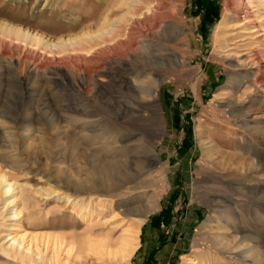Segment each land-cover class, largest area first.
Segmentation results:
<instances>
[{
	"label": "rangeland",
	"instance_id": "obj_1",
	"mask_svg": "<svg viewBox=\"0 0 264 264\" xmlns=\"http://www.w3.org/2000/svg\"><path fill=\"white\" fill-rule=\"evenodd\" d=\"M248 1L172 2L176 39L140 28L137 47L89 57L64 41L91 49L115 27L128 33L135 0H0V170L32 213L9 221L0 194V264H79L84 238L96 244L84 264H264V198L250 192L264 189V0ZM165 51L171 73L138 71ZM131 84L156 92L138 94L140 117ZM9 233L40 262L6 255Z\"/></svg>",
	"mask_w": 264,
	"mask_h": 264
},
{
	"label": "bare ground",
	"instance_id": "obj_2",
	"mask_svg": "<svg viewBox=\"0 0 264 264\" xmlns=\"http://www.w3.org/2000/svg\"><path fill=\"white\" fill-rule=\"evenodd\" d=\"M161 1V2H160ZM178 1H180V7L182 8V10L185 8V0H177V2L175 0H135L136 3H134V11L132 12L133 14H131L130 19L128 20L126 27V30H130L128 33L120 35L119 31L117 30L118 27H115V29H113L112 31H109L107 36H104L102 38V44L97 45V46H91V49H85L82 48L80 42H78L77 40H72V39H68L64 41L65 45H71V47L73 49L68 50L67 54L68 55H89V57H91V55H93L98 49L101 50V48H105L106 50L110 49V50H114L117 51L119 48H123L125 45L130 46L131 48H135L137 46L136 42L138 40H140L141 37H144L145 34L144 32H141L139 29L140 28H145L148 29L147 33L148 34H154L156 32H160L162 29H170V30H174L172 32V34H168L166 33L165 35H163L161 41H163L164 43H168L172 40V38H177V33H178V29H181V16L180 13L177 12V9L171 8L169 7V5L173 2V4H177ZM264 2V1H263ZM245 4H247L248 9L251 6V3H249L248 0H245ZM144 6V8H143ZM143 8V9H142ZM248 12V11H247ZM246 12L247 15H249ZM227 13V11L225 12ZM126 16V15H125ZM125 18V17H123ZM174 20L176 21L175 24H173L172 26H168V24L166 23L167 20ZM120 21V20H119ZM118 22V21H117ZM245 23H243L242 25H244ZM239 25V26H242ZM133 30H138V32L136 33L137 36L134 37V33ZM259 29L255 28L254 30L250 31L251 34H254L256 32H258ZM133 33V35H132ZM30 34V33H28ZM128 34V35H127ZM132 35V36H131ZM33 36V35H32ZM35 37L37 40H41L40 38ZM79 40V39H78ZM83 39L80 38V41H82ZM126 41V42H125ZM154 43V42H153ZM162 43V42H160ZM99 46V47H98ZM147 46L150 47V49H156L157 45H149L147 44ZM128 48V47H127ZM130 49V48H129ZM58 50V49H57ZM167 52L165 51L164 54H161L159 52L156 53H150V56H152V65L150 66H145L143 64H140V66L137 67L138 71H153L154 73H171L172 72V67L169 65L168 61H167V56L168 54H166ZM144 63V62H142ZM258 62H255L253 64V67L257 64ZM46 69H48L50 67V65H45ZM164 80H161V83H163ZM150 85H145V86H138V85H130L128 88H126V92L129 95L130 98H132L134 105L133 106H129L128 112H131L132 114H134L135 116L140 117V108H141V102L138 100L139 99V95L140 93H144L146 95H148V98L151 99L152 101L155 99L156 97V92L154 90H152L150 88ZM140 87V88H138ZM139 142V141H138ZM136 140L134 141H130L128 142V145L130 146V152L129 154H131L133 160H135L136 162L140 161L141 165L143 166L144 163H146V161L144 159H140L142 158V156L144 155L143 153L145 151H147V149L143 146H136ZM127 144V143H126ZM127 146V145H126ZM135 146V148H131ZM143 154V155H142ZM260 155H256V157H259ZM140 159V160H138ZM139 163V162H138ZM140 164V163H139ZM106 165V164H105ZM260 166H264V162L260 161L259 162ZM1 169V168H0ZM109 169V167H107L106 169L103 170V172L107 171ZM110 171V170H109ZM103 175H106V173H103ZM113 177H109L106 178L105 177V181L109 182L112 180ZM124 182V181H123ZM123 188V187H122ZM17 189H14V185H12L9 181H7L6 176L1 172L0 170V194L4 197H8L5 200V208L9 209L8 211V217H9V221L11 222H15L16 219L20 220L22 218V216L24 215V213H27L29 216L32 215V213L29 212V204H30V199L24 196V189L20 188L19 190L15 191ZM121 190V189H119ZM250 191V190H249ZM80 193L84 192L87 194H95L96 193H108L110 192V189L108 186L103 185L101 187H95L94 189H83L82 191H79ZM112 192V191H111ZM252 194H254L255 196H261V198H264V189H251L250 191ZM50 195V194H49ZM67 203L66 206L70 203L72 204L73 201H71V198L68 197L66 198ZM151 212V211H150ZM12 225L10 224L9 227L7 228V230L9 232L14 231L12 229ZM139 233V232H138ZM4 242L1 246H3V249L5 250V254L9 255L11 253L14 254H21L23 255L25 258H31L34 262H40L41 257H42V253H34L32 245H30L29 247L24 246V240H25V236L22 235L20 237H12L11 234H5L4 235ZM84 238L83 240H81V245L79 248L76 249L75 253L73 254V258L74 260L78 261L79 264H84L85 263V256L87 255L85 254V250L88 248L90 251H93V248L96 247V244L93 243V241L91 240H86ZM134 244L135 246H133L132 243L129 244V242H126L124 240H122L121 242V252L123 251V253H121L122 257H126V256H130L133 255V253L135 252V250H137V247L139 245L138 242V236L137 238L134 239ZM76 246L70 245L68 248V257L71 256V254L74 252ZM95 251V250H94ZM96 252V251H95ZM70 255V256H69ZM123 259V258H122ZM193 264H196L194 261H192ZM69 264H74L73 262L69 261Z\"/></svg>",
	"mask_w": 264,
	"mask_h": 264
},
{
	"label": "crops",
	"instance_id": "obj_3",
	"mask_svg": "<svg viewBox=\"0 0 264 264\" xmlns=\"http://www.w3.org/2000/svg\"><path fill=\"white\" fill-rule=\"evenodd\" d=\"M151 228L150 227H148L147 226V229H146V231H148V230H150ZM147 245H148V243H146V247H147ZM141 246H143L142 244H141ZM146 247L144 246V247H142V251H141V256H143L144 254H145V252H146ZM150 251V250H149ZM149 251H148V253H149ZM147 253V254H148ZM163 255V254H162ZM158 258H159V256H158ZM158 258H156V260H158ZM160 258H161V256H160ZM160 260V259H159Z\"/></svg>",
	"mask_w": 264,
	"mask_h": 264
}]
</instances>
